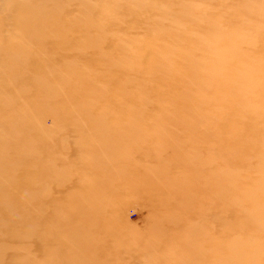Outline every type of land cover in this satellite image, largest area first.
I'll return each mask as SVG.
<instances>
[{"label":"rangeland","instance_id":"1","mask_svg":"<svg viewBox=\"0 0 264 264\" xmlns=\"http://www.w3.org/2000/svg\"><path fill=\"white\" fill-rule=\"evenodd\" d=\"M0 264H264V0H0Z\"/></svg>","mask_w":264,"mask_h":264}]
</instances>
